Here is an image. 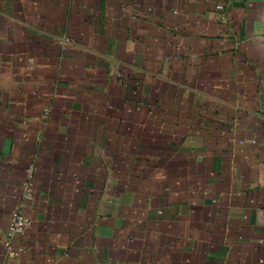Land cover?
Wrapping results in <instances>:
<instances>
[{"label": "crops", "instance_id": "0c3cea01", "mask_svg": "<svg viewBox=\"0 0 264 264\" xmlns=\"http://www.w3.org/2000/svg\"><path fill=\"white\" fill-rule=\"evenodd\" d=\"M0 264H264V0H0Z\"/></svg>", "mask_w": 264, "mask_h": 264}, {"label": "built area", "instance_id": "2783aa9c", "mask_svg": "<svg viewBox=\"0 0 264 264\" xmlns=\"http://www.w3.org/2000/svg\"><path fill=\"white\" fill-rule=\"evenodd\" d=\"M25 221L18 215H13L10 220L8 235L13 236L14 233L21 232L24 228Z\"/></svg>", "mask_w": 264, "mask_h": 264}]
</instances>
